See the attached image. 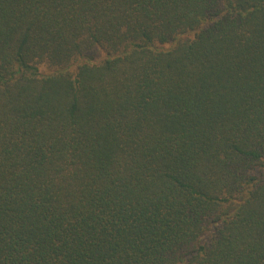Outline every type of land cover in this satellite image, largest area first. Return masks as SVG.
I'll return each mask as SVG.
<instances>
[{
  "label": "trees",
  "instance_id": "trees-1",
  "mask_svg": "<svg viewBox=\"0 0 264 264\" xmlns=\"http://www.w3.org/2000/svg\"><path fill=\"white\" fill-rule=\"evenodd\" d=\"M0 264H264V0H0Z\"/></svg>",
  "mask_w": 264,
  "mask_h": 264
}]
</instances>
